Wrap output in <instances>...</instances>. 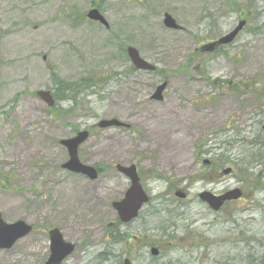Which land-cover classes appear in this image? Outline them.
<instances>
[{
  "label": "rangeland",
  "instance_id": "374dc122",
  "mask_svg": "<svg viewBox=\"0 0 264 264\" xmlns=\"http://www.w3.org/2000/svg\"><path fill=\"white\" fill-rule=\"evenodd\" d=\"M94 7H100L109 30L87 20ZM165 12L183 32L164 28ZM240 20L247 27L231 46L213 56L197 55L195 62L205 59V67L187 70L198 43L227 34ZM128 46L158 71H135ZM90 75L102 79L101 88L84 93L75 112L66 116L72 104L65 102V94L56 97V83ZM163 80L168 81L164 100L155 102L151 96ZM244 83L256 92L237 90ZM39 91H51L61 101L59 118L38 98ZM111 119L131 128L96 127ZM75 129H92L80 147L82 162L111 168L95 181L62 169L68 155L60 142L75 136ZM263 133L264 0H0V214L8 223L22 220L34 227L12 249L0 250V264H44L49 248L45 230L51 228L79 245L96 235L98 251L112 245L117 227L112 203L128 189L117 164L138 166L153 201L138 220L119 226L129 239H139L131 241L134 249L128 253L129 247L114 245L115 256L123 260L129 254L133 264L178 259L182 264H226L236 255L234 264H246L247 257L264 253V190L251 187L220 213L210 212L198 194L243 190L246 176L239 168L220 176L232 168L227 163L217 176L205 174L203 161L212 163L220 153L231 161L245 159L251 141ZM198 147L214 155L198 158ZM203 171L202 178H195ZM154 172L166 180L154 179ZM261 176L259 187L264 172ZM170 190L172 197L177 190L188 195L173 201L186 219H176L182 228L171 239L167 235L174 230L163 231V206L156 199ZM198 232L209 242L219 238L221 250L217 243L208 253L202 248L188 256L191 244H202ZM152 248L161 252L158 257L151 255ZM78 252L73 264L80 261ZM88 256L82 255L80 264H90ZM119 260L114 257L112 264Z\"/></svg>",
  "mask_w": 264,
  "mask_h": 264
},
{
  "label": "water",
  "instance_id": "95a60500",
  "mask_svg": "<svg viewBox=\"0 0 264 264\" xmlns=\"http://www.w3.org/2000/svg\"><path fill=\"white\" fill-rule=\"evenodd\" d=\"M88 18L92 21L100 22L106 28H109L107 20L98 9H92L88 13ZM163 24L165 28L169 30H182V27L169 13H165L163 15ZM246 24V21H240L231 32L224 35L219 40L206 45L203 50L212 52L216 47L233 43L238 35L243 31ZM127 55L135 70L147 71L150 73H153L157 70L156 66L148 63L141 57L139 51L136 48L131 46L128 47ZM167 85V82L161 84L156 89L152 99L157 102L163 101V93L166 90ZM37 96L49 107H54L55 100L50 91H39ZM98 127L100 129L129 128V125L117 119H111L101 120L98 124ZM89 136V131L84 130L79 132L73 138L61 141V145L67 149L69 154V160L62 166V168L72 173L85 176L91 181H95L99 176L97 169H95L93 166L83 164L79 158V148L89 139ZM116 168L117 171L124 175L131 184L124 198L121 201L114 202L112 205L121 222L127 224L137 219L143 206L149 202V196L141 185V180L135 165L123 166L119 164ZM230 172L231 169H227L224 171V174L228 175ZM242 195V191L239 188H236L220 196H216L211 192L204 191L199 194V199L201 202L206 203L212 210L217 212L226 202L239 200ZM176 196L179 198L186 197V195L182 192H178ZM32 230L33 227L27 222L20 220L14 223H7L0 214V250L12 249L19 240L31 234ZM49 235L51 256L46 264H60L74 252L75 245L66 242L58 228L52 229L49 232ZM151 254L153 256H157L159 254L158 249L153 248L151 250ZM124 264L132 263L129 259H126Z\"/></svg>",
  "mask_w": 264,
  "mask_h": 264
},
{
  "label": "trees",
  "instance_id": "16d2710c",
  "mask_svg": "<svg viewBox=\"0 0 264 264\" xmlns=\"http://www.w3.org/2000/svg\"><path fill=\"white\" fill-rule=\"evenodd\" d=\"M232 4H233L234 7L236 6L234 2H232ZM209 18L214 20V18H212L210 16H209ZM206 39L207 40H203V41H209L208 36H207ZM201 43H202V41H201ZM201 43H198L199 48L202 45ZM229 46H231V45H229ZM229 46L222 47L220 50H217V52L215 54H218L224 48H227ZM199 48L197 47V49H195V51H194V54H192V56L190 57V60L188 61L187 70L192 68L193 70H195L197 72H200L202 70V68L205 67V63H206L207 60L200 58L198 63L195 62L196 61L195 59H196L197 55L206 56L201 50H199ZM195 63H196V65H192V64H195ZM209 79H207V80L209 82H211L212 79H210L211 81ZM255 82L256 81H254V83ZM101 83H102V79L97 77L96 75H93V76L90 75V76L84 77L83 79H80L78 81L72 82L71 84L68 83V82H63V81H59L58 83H56V88H58L56 97L59 98V96H61V94H65L66 95V98H65L66 101L65 102H70L72 104V106L69 107L68 109H66V110L63 109L64 113L66 114V116L69 117L70 115H72L73 112H75V110L78 107V101L80 100V98L83 96L84 93H86L88 91H91L93 89L95 90L97 88H101L100 87ZM212 84H214V82ZM237 88H238L237 90H239L241 88L242 91H244L246 93L256 92L253 88H251L249 83H244V84L237 85ZM57 98H55L56 99V106L54 108L50 109V111L52 113V116L54 118H59V114H58V109L57 108L59 107L58 102L61 103V101L58 100ZM228 129H229V127L226 128V130H228ZM90 130H92V129H90ZM75 132H77L76 129H75ZM258 138H262V139L259 140ZM233 140H236V138H234ZM250 146H251V150L249 151V154L246 157V158H248L247 161H246V158L242 159V160L240 159V160L231 161V157L230 156L223 155V154L220 153V154L217 155V157H215V159H213L214 161L212 163L210 162L209 164L204 165L203 170L205 171V174L213 173V174H215L217 176L219 168H221L223 165H225L227 163L228 164H233V166L231 168L232 169V171H231L232 174H235L236 171L239 168V171L241 172V174H244V176H246V179L244 177V180L242 181V183L245 184V187L243 189L244 190V194L251 187L253 189L256 188V190H264V184H262V187H263L262 188V187H259L260 182H258V180L262 178L261 175L264 172V133H263V135H257L255 137V139L251 141ZM197 151H198L197 155L199 156V157L197 156L198 158H200L202 155H206V156L209 155V154L211 156L214 155L212 153L213 150H207V149L203 150L201 147H198ZM96 167L98 168L100 174L111 169L110 167L105 166V165H100V166H96ZM256 167H260L261 168L259 172L255 171ZM204 171L200 172L198 175H195V178H199V179L202 178V176L204 174ZM153 177H154V179L166 180V178L164 176L155 174V172H154ZM208 179H210V180H208L209 181L208 183H214L215 182L211 178H208ZM171 194H172V191L170 190V192H167L166 194L160 195V196H158L156 198L158 200V202H160L161 205L163 206V208L159 211L160 215H163L161 217L164 218V221L161 222V225H164L166 227V228H164L163 231L166 233V231L169 228L174 230L171 233V235H167V238H169V239H171V237H173L172 235L175 232H177L176 231L177 229L182 228V227H177L176 219H178V218H181V219L185 218L186 219V217H184V213H180V212L177 211L176 206L173 204V201H177V200L174 199V196L172 197ZM169 196H170V198H169ZM156 199L154 198V200H156ZM152 201H153V197L151 198V202ZM180 202H182V201H180ZM175 203H177V202H175ZM177 204H179V203H177ZM169 205L171 207L170 209H169ZM226 207H228V205ZM141 215H142V213H141ZM141 215H140V217H141ZM116 225L117 226L121 225L118 219L116 221ZM184 229H186V231H187V225L184 226ZM117 230H118V228H117ZM190 234L193 236L192 233H190ZM197 234H198L197 238L198 239L201 238L200 241L202 242V244L199 243L198 246H194V245L191 244L190 250L189 251L186 250V254L188 256H191L190 252H192V255L194 257V253L197 252L198 249L201 250L202 248H204L205 251H206V249L215 246L220 241L219 238H215L213 242H209V239L205 237L204 233L198 232ZM114 238H115L114 239V245H116V246L120 245L123 248H126V247L130 248L129 250H126L127 253L131 249H134V246L131 245V241H133L135 239H139V238L136 237L135 239L132 238V240L130 241V239H129L130 236L129 235H126V234H123V233L120 235L119 231H118V233H116V236ZM218 245H219V243H218ZM219 247H220V250H221L222 245L220 244ZM233 249H234V247H233ZM206 252L208 253V251H206ZM113 255H114V253H113ZM128 256H129V254H128ZM114 257L117 260L120 258L119 264H122V259H121L120 256L117 257V256L114 255ZM239 257L240 256H236V255H234L233 257L231 256L230 257V261L226 262V264H234L235 260L237 261L239 259ZM219 261H222V260H219ZM245 261H246V264H264V253L262 255H260L259 257L249 256V257H247V260H245ZM188 262L189 261H186L183 264H188ZM108 264H112V262L110 261V262H108ZM170 264H182V262L180 261V259H178L175 262L171 261Z\"/></svg>",
  "mask_w": 264,
  "mask_h": 264
},
{
  "label": "flooded vegetation",
  "instance_id": "af4514ba",
  "mask_svg": "<svg viewBox=\"0 0 264 264\" xmlns=\"http://www.w3.org/2000/svg\"><path fill=\"white\" fill-rule=\"evenodd\" d=\"M96 24H99V23H96ZM213 40H211L212 42ZM203 45V44H202ZM201 45V46H202ZM217 52V51H216ZM215 52V53H216ZM209 54H207L206 56H208ZM143 178H142V184L144 185L143 183ZM240 202V201H238ZM238 202H235V201H232L230 202L229 204H233V203H238ZM225 207V206H224ZM223 209V208H222ZM221 209V211H222ZM221 211L217 212V213H220ZM118 217V216H117ZM215 222V221H214ZM112 225H114V227H116L117 225L115 223L112 222ZM52 229V228H51ZM51 229H48V230H45V233L47 234L48 236V241H49V248H48V251H47V255L44 259V264L47 263V261L49 260L50 256H51V251H50V235H49V232L51 231ZM117 227L114 229L116 231V233H118L119 229L116 230ZM62 235H63V238L66 242H69V243H72L75 245V250L74 252L68 256L62 263L60 264H73L72 263V258L74 257V255L76 254V252L79 250L78 253H81V250H82V254H80V261L78 263H74V264H80L81 260H82V255L83 256H87L89 255L88 257L89 258V263L90 264H108V262H112L113 258H114V250H113V247H114V237L116 236L113 235L112 237V245H109L106 249L104 250H101V251H98L97 247V239H95L97 236L96 235H92V239L89 240L87 238L88 241L84 242L83 240H81L82 243H80L79 245V242H76V241H72L70 238H68V236L65 235L64 231H62L60 229ZM121 235V233H120ZM81 236V235H80ZM82 237V236H81ZM105 242H109V239H105L104 240ZM84 243V245H83Z\"/></svg>",
  "mask_w": 264,
  "mask_h": 264
}]
</instances>
